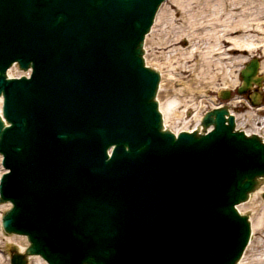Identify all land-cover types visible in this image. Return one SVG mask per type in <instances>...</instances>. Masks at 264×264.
I'll return each mask as SVG.
<instances>
[{"label": "water", "instance_id": "1", "mask_svg": "<svg viewBox=\"0 0 264 264\" xmlns=\"http://www.w3.org/2000/svg\"><path fill=\"white\" fill-rule=\"evenodd\" d=\"M164 1L0 0L1 227L29 243L10 264L240 259L250 225L236 206L264 183V143L234 131L226 106L202 133L163 129L143 42ZM14 63L30 77L8 79Z\"/></svg>", "mask_w": 264, "mask_h": 264}, {"label": "bare ground", "instance_id": "2", "mask_svg": "<svg viewBox=\"0 0 264 264\" xmlns=\"http://www.w3.org/2000/svg\"><path fill=\"white\" fill-rule=\"evenodd\" d=\"M213 2L217 4V6L214 4V8H212ZM183 3L177 10L181 23L179 32L175 34L173 32L164 41L160 39L161 42L158 44L160 49L170 48V51L165 57L155 59L156 66L161 70V76L166 81V95H169L170 91L175 93L174 86L178 82L181 83L183 74L187 75L185 79L191 77L184 82L183 90L189 95V102H193L194 94L201 93L203 87L207 89L210 86L215 87L218 81L225 85L223 87H230L227 78L233 73L234 68L247 61L244 57L247 52L248 55L259 54L260 59H253L258 61V68L260 63L261 70L258 72L257 68L255 75L256 79H261L260 85L251 82L249 90L252 93L250 98L255 97L261 103L264 100V0H185ZM249 62L244 64L241 71L245 70ZM240 83L242 84L241 77ZM159 88H162V84ZM222 92L224 91L219 93ZM243 102L241 98L239 103ZM182 103L184 104L180 99L169 95L166 103L159 106L164 126L167 119L176 116L174 110L176 105ZM193 106L194 104L191 103L188 107ZM263 116L264 105L256 107L250 105L246 123H249L252 129L245 133L264 140ZM240 125L236 124L237 127ZM261 190L262 188L252 193L243 206L254 211ZM4 208V205H0V211ZM254 218L253 226L259 228V232H264V215ZM3 243H15L19 252L24 250L25 242L22 239L5 235L0 228V245ZM5 262L6 259L0 256V264ZM252 262L264 264V255L263 258L254 261L248 259L247 262L246 257H243L239 264H252ZM27 263L44 264L40 256H28Z\"/></svg>", "mask_w": 264, "mask_h": 264}, {"label": "rangeland", "instance_id": "3", "mask_svg": "<svg viewBox=\"0 0 264 264\" xmlns=\"http://www.w3.org/2000/svg\"><path fill=\"white\" fill-rule=\"evenodd\" d=\"M184 1L185 0H166L160 6L156 14V17L154 19L153 25L150 29V32L146 35L145 40H144V61L148 67L154 69L160 75H161V70L156 66L155 59L161 58V56L165 57L170 51V48L166 50H162L160 49L158 44L161 41H164L167 36H171L173 32L174 34L179 32V29H180L179 27L181 23L179 20L180 17L177 14V10L180 9V5ZM214 4L217 6L215 2L212 3V5ZM215 5L212 6V8H214ZM196 19L197 20L199 19L198 15L196 16ZM236 55H239V54H236ZM244 57L247 60L245 63H247L253 58H259V54L254 53L252 55H248V53L246 52L244 54ZM244 64H240L241 66L234 68L233 73H231V75H229V77L227 78L229 81L228 84L230 87H223L225 85H222L220 81L217 82L215 87L210 86L209 89L203 87L201 93L194 94L193 102H189V95L183 91L185 87L184 82H187V80H190L191 77H188L187 79H185L187 75L183 74L181 83L178 82L174 86L175 93L170 91L169 95L175 96V98H178L181 101H183L184 104L182 103L180 105H176V107L174 108V110H176V116L166 120L165 128L173 133H177L180 131H192V130L201 131L200 129L202 128L200 127V123H199L201 117L206 112L213 109L214 107L223 105V106H226L228 111L235 116L236 124H239V125L242 124L238 127L236 126L237 129L242 130V131H251L252 128L250 127V124L246 123V118L248 116V113L250 112V103L248 99H246L245 97H241L237 95L236 93V89L240 84L239 73H240V70L243 68ZM260 70L261 69H260V63H259L258 72ZM8 73L11 77H17V76L23 75V73L19 71L17 67L12 68L10 72ZM160 84H162V88H159V91L156 97L158 106L164 105L167 101V97L169 96V95H166L165 93L166 81H165V78H162V76H161ZM223 90L230 91V98L228 100L221 99L219 92ZM241 98L244 101L243 103H239ZM191 103H193L194 106L188 107ZM261 105H264V100L261 102L260 106ZM262 118H264V116ZM163 124H164V120H163ZM2 173H3V170L0 165V175ZM261 188L262 190L259 196L257 197V202H256L257 208L254 211H252L249 208H245L243 206L245 203H247L249 199L243 204L239 205L240 207L238 206L240 209L238 210L240 214L247 216L249 224H250V228H251L250 242L242 255V258L246 257V262L248 259H251V261H254L256 259L263 258V255H264L263 254L264 252V238H263L264 232H259L260 229L257 227L255 228L253 226L255 224L254 216L258 217V215L259 216L264 215V198L262 197L264 193V185H262L259 189ZM4 207L5 208L0 211V218L3 212L7 210L8 208L7 205H4ZM11 237H15L16 239H22L25 242L24 248L28 246V243L26 242V238H22V236H11ZM10 246H14L18 249V245H16L15 243H6V244L3 243L2 245H0V256L6 259L5 264H9L8 247ZM41 261L44 264H46L43 260Z\"/></svg>", "mask_w": 264, "mask_h": 264}]
</instances>
